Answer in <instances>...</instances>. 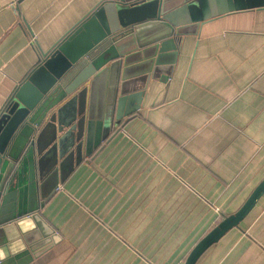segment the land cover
Masks as SVG:
<instances>
[{
    "label": "crops",
    "instance_id": "crops-1",
    "mask_svg": "<svg viewBox=\"0 0 264 264\" xmlns=\"http://www.w3.org/2000/svg\"><path fill=\"white\" fill-rule=\"evenodd\" d=\"M102 1L0 0V115L42 51ZM197 31L100 150L55 153L40 216L59 239L29 264H184L264 180V6ZM197 264H264V196Z\"/></svg>",
    "mask_w": 264,
    "mask_h": 264
},
{
    "label": "water",
    "instance_id": "water-1",
    "mask_svg": "<svg viewBox=\"0 0 264 264\" xmlns=\"http://www.w3.org/2000/svg\"><path fill=\"white\" fill-rule=\"evenodd\" d=\"M262 6L264 0H104L42 51L0 115V264H29L59 239L40 216L52 196L41 201L55 153L92 156L139 113L151 82L170 80L182 47L202 23ZM43 136L51 139L50 149H42ZM263 196L264 180L184 264H197Z\"/></svg>",
    "mask_w": 264,
    "mask_h": 264
}]
</instances>
